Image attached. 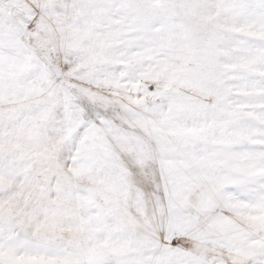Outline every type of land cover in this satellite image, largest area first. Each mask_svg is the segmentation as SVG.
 <instances>
[{"label": "snow or ice", "instance_id": "obj_1", "mask_svg": "<svg viewBox=\"0 0 264 264\" xmlns=\"http://www.w3.org/2000/svg\"><path fill=\"white\" fill-rule=\"evenodd\" d=\"M0 264H264V0H0Z\"/></svg>", "mask_w": 264, "mask_h": 264}]
</instances>
